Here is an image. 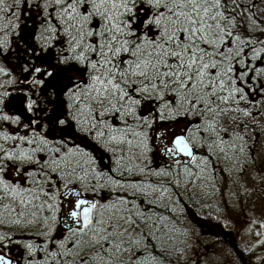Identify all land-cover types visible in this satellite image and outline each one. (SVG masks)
Instances as JSON below:
<instances>
[{"label": "snow or ice", "instance_id": "6c2138e0", "mask_svg": "<svg viewBox=\"0 0 264 264\" xmlns=\"http://www.w3.org/2000/svg\"><path fill=\"white\" fill-rule=\"evenodd\" d=\"M33 4L40 48L54 55L25 68L35 87L20 113L0 109V223L40 226L23 245L43 253L40 264H170L178 190L208 179L213 157L231 159L244 139L227 121L251 115L239 104L264 76V27L238 20V0H0V32L15 34L11 16ZM39 89L54 112L41 108ZM181 118L194 135H175L164 149L172 162L152 167L149 130ZM52 124L91 147L51 134ZM5 241L0 264H12Z\"/></svg>", "mask_w": 264, "mask_h": 264}, {"label": "trees", "instance_id": "16d2710c", "mask_svg": "<svg viewBox=\"0 0 264 264\" xmlns=\"http://www.w3.org/2000/svg\"><path fill=\"white\" fill-rule=\"evenodd\" d=\"M8 4H12L13 0H7ZM238 3H240L241 8L238 9V13L240 15L238 16V20L244 23L245 25L250 24L252 21H256L260 24L261 27H264V21H261L260 18L257 15L256 12V5L254 3L247 4L245 0H238ZM4 16L3 12H0V28H6L7 24L2 19ZM19 17V25L15 28L18 30L19 28L23 27H31L36 32V38L38 40V37L41 35V19L40 16L37 14V9L35 7V4L32 5L31 9H19L16 10L15 16H11V19L13 22L16 21V17ZM257 35H259V32H257ZM17 35L13 34L11 30H9L8 34L5 35L3 32H0V42H10V46L8 45L4 48H0V68H4L8 73L10 74H23V71L26 68V65H28L31 61V55L33 52L28 50L25 45L22 43L21 38L17 37ZM264 39V37H261ZM20 39V40H19ZM38 50L36 53L42 54V50L40 48V42L38 40ZM53 51L52 49H50ZM23 57L27 59L28 63L25 64L23 62ZM2 74V73H1ZM3 77L0 75V84L2 83ZM261 78L253 79L251 87L248 90L252 89L253 87L256 89V91L261 82ZM262 83V82H261ZM4 85V88H0V92H3V89H6V85ZM254 101L250 97L249 93L245 97V99L240 101L239 108L242 110H246L251 115L244 116L243 112L238 113H230L229 115H235L238 117L237 122L233 123L232 121L228 120L227 122L232 125V128L235 129V131L239 132L241 136L244 137L243 140H236V149L229 150V156L231 159L229 160H220L217 161L215 157H213L212 164L208 167V175L209 178L201 181L198 183L197 187L192 188L189 186L187 189L181 187L178 191L181 195L180 202L176 205V211L180 213L183 212V215L179 217L178 220V226L177 230L173 233V248L171 251V255L169 257L170 264H181L180 262V252L182 250V245L187 239V235L185 232V227L183 224V218L187 219L188 223L193 224L197 235L200 237H203L204 239L209 240L211 243H214L213 241H217V238H220V235L222 233V230L220 226L216 225V223L212 220H210L208 217H206L207 212L205 210V207L212 203H223L222 199L226 192V186L229 183V177L228 172L234 171L232 173H235V171L239 170V167H241L242 170H246L245 165L247 164H254L255 163V151L257 150V147L259 145L260 139H264V129L259 130L257 128V117L259 114H257L254 109ZM247 106V107H246ZM0 109L3 110L2 104H0ZM192 119L189 117V120ZM186 122L185 120L177 119ZM165 121H173V120H165ZM165 121H157L155 124H153L152 128L149 130V144L151 146L152 151L149 153V156L152 157L155 155V151L153 150L152 145V139H154L156 132L154 131V128H156V125L159 123H163ZM239 121H243V124L239 123ZM3 123V122H0ZM187 123V122H186ZM244 124L247 125V127H244ZM2 130H9V127L4 128ZM49 131L51 134L55 135H64L65 132L75 133L71 128H65L61 129L57 126L52 125L49 126ZM187 136H193L194 133L186 132ZM69 137L75 142L80 143L82 146L85 147H91L90 141L86 139H80V137H77V135L74 137L73 134H69ZM227 138V137H225ZM243 148V151H240V148ZM196 150L198 151L197 156L201 155L202 150L199 149V147H196ZM94 154L98 157L101 156L103 153L99 150H96L93 148ZM104 155V154H103ZM106 164L108 163V157L105 155ZM155 160H158L156 162L153 160L152 167H164L166 164H169L172 162V160H165L163 161L161 158H158L157 156H154ZM213 165H215V169L213 170ZM173 168H175V165H173ZM225 168H227L228 172H225ZM240 173V172H239ZM73 187L71 183H69V188ZM65 190L62 188L61 192H64ZM88 194L92 197H95L91 192H88ZM106 195V193H103ZM97 198V197H95ZM175 199V197H173ZM212 207V206H211ZM204 209V210H202ZM204 211V212H203ZM211 210L208 212L210 213ZM203 212V213H201ZM40 228L39 225L35 227H25L21 228L20 226L5 222L0 223V235H7L11 236L13 238V242L17 247L25 248L23 245L27 242L32 241V233H35ZM216 239V240H215ZM19 241L18 243L16 241ZM8 242V241H5ZM36 243H40V240L37 238L35 240ZM239 251V249H238ZM36 255H39L40 257L36 258ZM43 258L42 252H36L35 254L30 255L28 257V261L31 264H40V261ZM238 258L240 259L241 264H254V260L250 258V254H243L242 252H239ZM29 264V263H28ZM166 264H169L168 261H166Z\"/></svg>", "mask_w": 264, "mask_h": 264}, {"label": "rangeland", "instance_id": "374dc122", "mask_svg": "<svg viewBox=\"0 0 264 264\" xmlns=\"http://www.w3.org/2000/svg\"><path fill=\"white\" fill-rule=\"evenodd\" d=\"M245 1L247 4L254 3L256 5L257 15L261 21H264V0ZM34 33L33 30L23 27L16 30L15 35L18 34L17 37H22L25 47L30 51L38 47V40ZM0 75L3 77L2 83L6 85V89L2 91L11 93L2 103L3 112L19 114L26 91L21 90L25 83L23 74L17 72L16 75L10 73L9 75L0 73ZM260 78L262 83L259 82L260 86L257 88L259 91L253 87L248 90V93L255 102L253 110L259 114L256 121L257 128L261 131L264 129V76ZM26 92L31 94L30 90ZM42 121L44 122L45 119ZM168 122L159 123L154 128L156 134L152 139V147L156 152L154 156L158 158L164 156L166 135L170 132L175 135L180 134L188 127V124L181 120H173L172 126H169ZM8 127L15 128L16 126ZM255 152V163L245 165L246 170H240L242 165L235 173H232L234 171L228 172V169L225 168V172H228L229 183L222 199L223 203L209 204L205 207L207 212L203 211L206 213L204 215L214 221L222 230L217 241L211 243L197 235L193 224L183 218L187 239H185L180 252L181 264H241L238 258L239 252L250 254L254 264L264 260V139H260ZM154 156L150 155L152 162L155 160ZM86 196L93 198L88 192H86ZM209 210H211L210 213ZM60 228L61 226L57 224L54 235H57ZM38 257L40 256L36 255V258Z\"/></svg>", "mask_w": 264, "mask_h": 264}, {"label": "flooded vegetation", "instance_id": "af4514ba", "mask_svg": "<svg viewBox=\"0 0 264 264\" xmlns=\"http://www.w3.org/2000/svg\"><path fill=\"white\" fill-rule=\"evenodd\" d=\"M24 28H28V29H30V30H32L33 28H29V27H24ZM33 31H34V29H33ZM35 32V31H34ZM34 36H35V33H34ZM20 37V36H19ZM21 38V41H22V37H20ZM22 43H23V41H22ZM24 44V43H23ZM25 45V44H24ZM37 50H38V48L37 47H35V49L33 48V49H31V51L33 52V54L31 55V61H30V63L28 64V65H26V68H30L31 67V65L33 64V62H35L36 63V65L37 66H39V64H40V61L41 60H47V59H50L53 55H54V52L53 51H51L50 49H49V51L48 52H43L42 51V54H40L39 55V57H37L35 54H36V52H37ZM23 62L25 63V64H27L28 63V61H27V59L26 58H24L23 57ZM70 75H72V74H70ZM23 79L25 80V83H24V85H22L23 86V89H21V90H26V91H29L30 90V92L33 90V88L35 87V86H33L32 84H31V81H32V79H33V74L32 73H30L29 71H23ZM26 85V86H25ZM25 91V92H26ZM38 98H39V102H40V105H41V108H44V109H46V110H49L50 112H54L55 111V109L53 108V105L51 104V103H48V100L50 99V97H49V95H48V93L47 92H45L43 89H39L38 90ZM64 109L61 107V109H60V111H63ZM45 119V121H46V117H44L42 120H44ZM43 122V121H42ZM165 122H167V121H165ZM165 122H163V123H165ZM169 123V126H172V124L174 123L173 121H169L168 122ZM52 125H54V124H52ZM11 127H9V129H10ZM11 129H14V128H11ZM71 130H73V129H71ZM74 131V130H73ZM75 132V131H74ZM67 133H68V135L69 134H73L74 135V137L77 135V137H80V135L79 134H77L76 132L75 133H70V132H68L67 131ZM181 133H183V134H186V132L183 130ZM180 133V134H181ZM167 136V138L165 139V141H166V145H168V146H170L169 145V141L175 136V134H173V133H171L170 132V134H168V135H166ZM81 139V138H80ZM166 145H164V146H166ZM164 151V150H163ZM159 158H161L163 161H165V160H172V157L171 156H169L165 151H164V156L162 157V156H160ZM166 158V159H165ZM106 159V158H105ZM104 159V161H105V164H106V160ZM183 159H187L186 157H184ZM156 162H158V160H155ZM70 188H72V187H70ZM87 197H89V196H87ZM90 198V197H89ZM92 199H95V197H93ZM66 207L67 206H65V209H66ZM62 219H63V217H62ZM58 225H60L61 226V228L58 230V233H57V235H59L60 233H61V231L63 230V228H64V225L63 224H58ZM5 244H7V248H5V249H3V254L6 256V258L7 259H10L11 260V262H12V264H31L29 261H28V257H29V252H28V250L26 249V248H22V249H20V248H18L17 249V246L13 243L12 244V242L11 243H9V242H4ZM258 264H264V260L261 262V263H258Z\"/></svg>", "mask_w": 264, "mask_h": 264}, {"label": "water", "instance_id": "95a60500", "mask_svg": "<svg viewBox=\"0 0 264 264\" xmlns=\"http://www.w3.org/2000/svg\"><path fill=\"white\" fill-rule=\"evenodd\" d=\"M195 154L197 155V151H195Z\"/></svg>", "mask_w": 264, "mask_h": 264}]
</instances>
